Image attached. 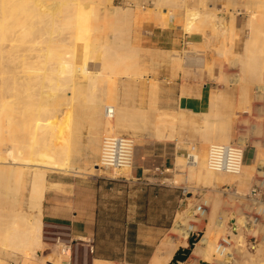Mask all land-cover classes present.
I'll use <instances>...</instances> for the list:
<instances>
[{
  "label": "bare ground",
  "instance_id": "obj_1",
  "mask_svg": "<svg viewBox=\"0 0 264 264\" xmlns=\"http://www.w3.org/2000/svg\"><path fill=\"white\" fill-rule=\"evenodd\" d=\"M145 1L131 0L133 7L128 4L120 8L113 6V0H0V264H9V261L65 264L58 253L54 255L55 260L51 257L44 261L41 255V204L47 189V174H85L82 170L73 171L70 163L79 154L82 131L89 136L85 148L90 156L102 158L104 137L121 133L136 135L140 130L139 120L145 121L147 109L131 111L130 120L124 122L125 115L117 107L121 82L145 78L138 65L139 45L131 41L139 32L135 25L138 27L146 10ZM193 1L195 5L190 8L185 6L187 0H152L153 17L164 27L176 10L185 6L182 29L187 35L207 38V48L203 49L211 52L209 73L216 57L222 63L240 65L235 79L221 73L211 74L219 85L238 87L234 91L238 102L244 105L236 104V109L248 114L250 101L260 99L264 93V0H215L219 7L214 10L207 5L209 0ZM163 8L167 9L164 15ZM239 15L245 18L243 28H247L248 37L244 52L238 58L232 49L239 37L240 27L237 29L235 25ZM174 58V66L179 69L181 60L178 55ZM258 79L260 85L253 86ZM149 83L147 100L156 102V82ZM253 87L255 93H252ZM234 91L224 87L211 93L209 110L200 117L199 124L195 123L194 115L186 117L181 113L169 119L190 126L197 136L200 146L191 149L193 161L177 157L175 162L182 170L187 168V178L197 184L231 187L234 181L264 168V152L260 150L255 151L247 175L240 169L235 174L217 172L208 165L206 147L231 141L235 115L229 110L234 109L230 103ZM122 93V102H128V92ZM146 122L151 125L155 138L164 139L165 127L170 123L165 116L156 114L154 122ZM237 142L245 145L241 137ZM100 158L90 167L92 171H103ZM130 169L115 173L124 174ZM24 190L29 194L31 210L28 213L19 208L18 197ZM242 217L241 220H246ZM217 227L221 223L214 220L204 236L191 235L198 238L195 252L205 260L220 259L223 252L217 245L218 234L222 232H217ZM228 229L229 239L230 226ZM157 255L153 264L162 261ZM259 264L264 262L261 260Z\"/></svg>",
  "mask_w": 264,
  "mask_h": 264
},
{
  "label": "crops",
  "instance_id": "obj_2",
  "mask_svg": "<svg viewBox=\"0 0 264 264\" xmlns=\"http://www.w3.org/2000/svg\"><path fill=\"white\" fill-rule=\"evenodd\" d=\"M209 1L208 7L211 6ZM194 5L193 0H188L186 6L191 8ZM164 9L163 15L164 11L167 12ZM184 10L182 8L180 12H176L164 27L153 14L147 17L142 15L139 23L137 22L138 27L135 25L136 30H139L136 33L139 34L138 38L134 34L131 41H135V45H139L138 48L141 49L138 65L145 78L138 79L137 82L120 81L124 90L130 89L133 92L129 102H117L119 112L125 115L123 121L130 120V112L139 109H147L145 115L150 123L155 121L156 114L163 115L166 121H170L165 127L164 139L155 138L151 127L149 135L152 139L144 136L138 139L130 170L116 177L104 171V174L92 176L90 167L100 156H90L85 148L89 136L84 130L78 144L81 146L78 147L79 154L72 157L70 163L73 171L82 170L85 174L49 173L46 176L47 189L41 204L42 228L66 229L74 237H93L95 249L90 264H152L157 254L162 259L161 262L166 260L163 264H169L177 248H181L178 246L171 253L167 252L164 245L167 247L177 242L176 237L168 241L171 230L177 231L184 239H188L187 234L191 236L194 233L181 223L182 206L188 211L183 204L188 193L181 182L182 173L175 165L178 156L186 155L181 147L187 145V142L184 140L180 144L177 136L171 139L170 124L174 121L169 119L181 113L189 115L188 117L194 115L193 118L203 114L209 106L208 93L213 90L207 85V71L203 73L204 78L200 79L197 66H190L187 62L190 59L194 63L195 58L191 55L205 50L208 40L204 36L186 34L182 29ZM174 53L180 54L179 69L174 66ZM202 57V54L198 56L203 60ZM149 81L156 82V102L147 100ZM137 134L140 133L136 132V136ZM168 134L169 137L166 138ZM244 161L243 170L247 174L252 160L246 156ZM225 186L216 184L215 187H203L194 196L195 201L207 202V215L213 202L215 203L218 222L223 218L219 203L226 198ZM208 193H211V198L204 200ZM195 210L189 211V220L195 217ZM199 233L200 237L205 230ZM195 263L199 264L198 260Z\"/></svg>",
  "mask_w": 264,
  "mask_h": 264
},
{
  "label": "rangeland",
  "instance_id": "obj_3",
  "mask_svg": "<svg viewBox=\"0 0 264 264\" xmlns=\"http://www.w3.org/2000/svg\"><path fill=\"white\" fill-rule=\"evenodd\" d=\"M209 2L211 3L210 8L212 7L213 10L219 7V3L215 2V0H211ZM187 3H188V0H187ZM128 4L129 6L133 7L131 0H113V6L115 5V7L126 8ZM185 6L182 8H185ZM145 7H146V10L143 11L144 13L143 16L147 17L148 15H152V11H151L153 7L152 0L145 1L144 8ZM149 7H151V9H148ZM182 8L177 9L176 12H180ZM242 16L243 15L236 16V21H235V25L237 29H239L240 27L239 37L236 40L233 46V49H232V52L234 53L236 57L238 55L241 56L242 53L244 52L243 51L244 50L243 48L245 45L244 43L248 37L247 28L246 27L243 28L245 24L244 22L245 18L244 16L243 17ZM140 52H141V49L139 48V53ZM209 52H210L209 50H204L203 53H196V54L194 53L191 56L192 58H195L196 61L194 60V63H193V60H190V59L189 61H187L190 66H197V69H199V72H200V79L204 78L203 73L207 71V79H208L207 85L209 88L213 90L208 93V96L211 93L217 91L218 89L222 90L224 87L225 89H229V90L232 89L234 91V88H236L235 86H226L224 84L223 86L221 83H220L221 85H219L215 82L214 76L221 73L223 75L225 74V76L227 77L230 76L233 79H235V76L238 75L237 73L240 72L239 71L240 65L235 64L234 66V65H230L229 63H222L221 60H219L218 58H215L214 64L212 66V71H211V73L214 75L212 77V74H209L208 72L210 70L209 66L211 64L210 63L211 61L209 60V58H211V52L210 53ZM174 54L180 55L179 53H174ZM184 54L185 53H183V55ZM199 54L203 55L202 57L203 60L198 58L197 55ZM187 56L189 57V55ZM89 68H91L92 71L94 70L93 67H89ZM252 71H254V69H251V72ZM255 80H256V77H255ZM259 82L261 81H259L258 79L257 82H255L256 84H254L253 86L260 85ZM237 89L238 87L235 89V91ZM253 89L254 87L252 88V91H254L252 93H255L256 90H253ZM126 91L128 92L126 100L129 102V100L132 98L133 92L130 89L124 90L122 87V89L118 93L120 102L124 100V95L122 92H126ZM235 93L233 94L235 95L233 98V102H230L233 105L234 109L231 111L229 110V113H232L234 111V115H235V121L232 124V130H231L232 138L230 142H233V141L236 142L237 139L240 137L245 141L244 159H243L242 167L240 168L242 173H245L243 170L244 169L243 164L245 162L244 160L246 156H249L252 159V157L255 155L256 150H260L264 152V93H262V96L260 97V99L258 98L257 100V98H254L253 100L250 101L251 109H250V112H248V114L245 113L246 112L245 110L240 112L241 110L239 111L236 109L237 105L239 104L244 105V102H238L237 92ZM208 108L204 112V114L208 112L209 110ZM115 116L118 117L117 114H115ZM202 116L203 114L197 115L196 119L194 117L195 121L197 120L195 123L197 124L201 123L200 117ZM146 121H148L147 115H146V119L144 122H142V120H139L138 125H139L140 130H138V133L140 134H137V136L136 135L132 136L131 133L118 134V135L129 136L133 140V144L135 146L134 153L136 150L138 139H140L142 136L148 139H152L151 136L149 135L151 125H148L147 124L148 122ZM142 125H143V129H141ZM170 126H171V134H172L171 139H174L173 136L175 137L177 136L180 144H182V142L186 140L185 142H187V145L181 147L185 150L186 154L191 153L193 151L191 149L196 150L199 147V143H197L198 142L197 136L194 134L190 126L181 125L177 120L174 121L173 124ZM211 145H214V144H211ZM211 145L207 146L206 148L209 150ZM180 158H183L185 160L184 155H181ZM93 168L97 169V167H93ZM178 168L183 176L181 177V182L184 184V187L186 188V191L188 193L187 196L184 197V203H183L184 205H186V208L188 209V211L184 209L185 206L184 207L182 206L181 215L183 218H182L181 223H183V225L188 230H192V232H202L203 230H205V233H206L207 230L209 229L210 222L214 220L216 221V218L218 217L215 211V203L213 202L211 211L210 213H208V215L206 213L207 209H206V212L203 215H201L199 212V209L201 208L200 205H202L204 201L202 202L195 201L194 196L198 189L203 188V187H210V185H206L202 183L197 184V182L193 180H189V178H187L188 169L186 168L182 170V168L180 167ZM104 172H106V174L112 177L118 176L115 172H112V173L107 172V171H104ZM104 172L103 171L94 172V170L92 171V169H90L91 174H104ZM251 175L250 177L248 176L247 178L246 176L242 177V180L234 181L231 187H226V186L223 187L224 189H226L225 191L226 198L219 203V210L221 207L220 215L223 217L222 218L223 223L222 221L221 222L216 221L218 223H221V227H217L216 231L217 232L222 231L218 234V241H217L218 247H220L223 251L221 253V256L220 254L218 255L220 256L219 257L220 259L215 258V257H212L213 259L211 258L210 260L203 259V256L200 253L195 252L194 249L196 247L194 245V248L192 250V253L194 255L193 256L190 255L189 260L185 264H192V263H195V261L197 260L198 262L204 263V264H223V263L227 264L228 262L229 264H259L261 260L262 262H264V168H262L261 170H258V169L254 170ZM27 179L28 180L26 184V189L28 188L29 177ZM254 186L259 187V189L261 190L260 194L257 197H252L249 195L250 190ZM247 188L249 189L247 191V194L245 195V189ZM212 189H215V188H211V190ZM233 189H234V192L232 191ZM233 193H235V195H233ZM190 197L192 199L187 200V198H190ZM28 198H29V194L27 190H24L21 193V195L18 197L19 208L27 213L29 212V210H31V206L29 205L30 202ZM208 198H211V193H208L207 196L204 197V200H207ZM191 209L192 210L196 209L194 212L195 217L189 220L187 218V215L189 214V211ZM242 216H244L246 220L244 219L241 220V218H243ZM207 222H208V225H206ZM228 226H230V232L228 233L229 239H227L228 241H226V236H227L226 234H227V231L229 230ZM46 231H48L47 228L43 229L41 227L42 243H43L42 244L43 252L41 254L42 259L44 258L45 259L44 261H46L52 257V259L55 260L54 255L56 252L54 250L49 249V246L47 245V243L49 242L45 240V238L48 236L44 233ZM204 234H202V236H204ZM174 237L177 238V242L175 243V245H169L167 247L166 245H164L165 248L167 249V252L169 253H171V251H173L175 247H178V246L184 247L186 245L188 248V240L192 236L187 234L188 239H184L181 235L178 234L177 231L171 230L168 241H170V238H174ZM194 239L197 240L198 238L194 237ZM248 245L249 246L251 245L252 248L248 249L250 248V247H247ZM164 261L165 260H163V262L161 263L163 264ZM9 262H10L9 264H18L13 261H9ZM41 264H48V263H41Z\"/></svg>",
  "mask_w": 264,
  "mask_h": 264
},
{
  "label": "built area",
  "instance_id": "obj_4",
  "mask_svg": "<svg viewBox=\"0 0 264 264\" xmlns=\"http://www.w3.org/2000/svg\"><path fill=\"white\" fill-rule=\"evenodd\" d=\"M107 114H111L110 110H107ZM134 149L133 140L129 136L110 135L104 137L102 158H100L102 170L112 173L123 168H131L134 160ZM244 151L245 145L241 146L237 141L226 145H213L208 150V165L214 171L235 174L243 163ZM185 160L186 162L193 161L190 153L185 155ZM260 191L259 187L254 186L249 195L257 197ZM207 205V203L201 205L199 209L201 215L206 212ZM47 229L48 231L44 233L48 235L45 240L49 242L47 243L49 249L61 255L65 264H90L95 249L93 237H74L66 229L54 227H47ZM194 233L199 234V232ZM227 239L226 237V241H228ZM247 247H250L248 249L252 248L251 245Z\"/></svg>",
  "mask_w": 264,
  "mask_h": 264
},
{
  "label": "water",
  "instance_id": "obj_5",
  "mask_svg": "<svg viewBox=\"0 0 264 264\" xmlns=\"http://www.w3.org/2000/svg\"><path fill=\"white\" fill-rule=\"evenodd\" d=\"M196 242H197V240L194 239V237L189 239L188 240V248L187 249H178L174 253L169 264H185L186 261L189 259Z\"/></svg>",
  "mask_w": 264,
  "mask_h": 264
}]
</instances>
